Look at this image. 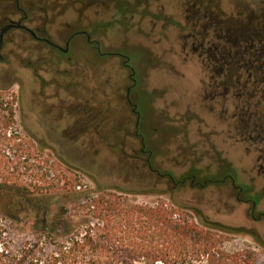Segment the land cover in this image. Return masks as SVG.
Listing matches in <instances>:
<instances>
[{"label": "rangeland", "instance_id": "1", "mask_svg": "<svg viewBox=\"0 0 264 264\" xmlns=\"http://www.w3.org/2000/svg\"><path fill=\"white\" fill-rule=\"evenodd\" d=\"M96 1L89 6L86 0H0V26L20 20L19 7L36 19L32 27L45 28L46 37L63 49L81 32L67 54L47 44L39 46L41 51L32 45L29 50L39 53L31 72L21 31L8 34L2 52L0 87L17 94L18 130L34 146L27 148L39 158L36 164L51 170L48 181L57 187L49 195L48 214L37 208L32 216L47 219L58 241L68 238L67 228L83 230L86 199L59 193L73 183L74 170L99 191H119L149 205L169 201L200 220L237 229L226 249L248 251L264 264V135L241 120L242 112L262 114L264 107L240 93L239 76L217 86L223 78L205 60L181 55L190 32L182 31L184 11L174 6L181 0H166L173 7L166 13L175 10L174 25L168 26L158 0ZM221 1L229 14L264 7V0ZM40 7L51 13L44 22L38 21ZM83 32L110 54L100 56ZM134 81L130 104L127 88ZM252 119L262 122L257 114ZM25 168L21 177L31 182ZM248 200H257V207ZM0 223L9 227L17 245L44 240L39 227L6 221L1 211Z\"/></svg>", "mask_w": 264, "mask_h": 264}, {"label": "trees", "instance_id": "2", "mask_svg": "<svg viewBox=\"0 0 264 264\" xmlns=\"http://www.w3.org/2000/svg\"><path fill=\"white\" fill-rule=\"evenodd\" d=\"M240 75L242 82L245 76ZM262 83L256 86L261 91ZM257 101V107H264L263 96ZM18 104L17 94L0 87V211L6 221L33 223L45 237L17 245L9 227L0 223V264H257L248 251L226 249L229 236L240 232L237 229L200 220L169 201L149 205L119 191H78L77 179L66 181L59 193L86 199L85 226L82 231L67 228L66 240L55 239L49 221L32 216L37 208L48 214L49 195L57 187L48 181L51 170L36 164L39 158L27 148L34 146L18 130ZM256 114L262 122L252 119ZM256 114L242 112L241 120L247 128L254 123L255 131L264 135V112ZM22 167L31 182L22 179ZM165 176L173 180L171 174Z\"/></svg>", "mask_w": 264, "mask_h": 264}, {"label": "flooded vegetation", "instance_id": "3", "mask_svg": "<svg viewBox=\"0 0 264 264\" xmlns=\"http://www.w3.org/2000/svg\"><path fill=\"white\" fill-rule=\"evenodd\" d=\"M16 1L17 3L19 2V0ZM86 1L89 2V6L99 3L98 1L95 2V0ZM104 1L105 0H102V4L105 3ZM155 3L156 5H160V9L164 12L162 16L163 24L167 26L169 24L174 25L173 16L175 15V10L172 9V13H170L173 16L166 13L170 6L173 8L172 3L166 0H158ZM194 3L195 5L193 6L192 4ZM174 6L184 11L186 25L181 26L182 31L185 30L187 32L190 30V32H187L184 41H182L181 55L189 56L192 54L205 60V64L211 72L215 73L217 76H221L224 80H222V82L218 80L217 86H219L220 83H224L228 75L232 82L234 76L241 77L240 74L244 75L245 77L242 82H240V78H238V84L242 87L240 93H244L248 99L252 101H256L260 96L264 98V83H262L263 91L256 88V86L260 84V81L264 80V7L258 10L254 7H249L246 12L240 11L229 14L226 11L229 9L224 6L221 0H181L179 3H174ZM18 9L22 12L21 14H23L20 20L16 21L14 19H9V24L0 26V43L3 41L0 63L5 60L2 52L5 50L6 38L8 34L14 30L21 31L26 38V43L29 45L27 50L31 53V61L27 65V69L30 72L31 70H35L33 67L34 60H32V58L34 59L36 53L41 51L39 47L41 44H47L67 54L69 52L68 47L71 40L78 33H81H75L70 37L67 42V49H63L46 37L45 28L44 31H42L40 28L35 29V27L31 26L36 22L34 16H30L27 11L19 7ZM44 11L45 8L42 7L38 10V12H40V16L38 15V18L40 17V19H38L39 22H44V18L46 16L49 18L51 15V13ZM58 11L57 8L54 9V13H58ZM10 25H15L16 27L7 32L1 39L3 30ZM84 34L90 45L96 43L100 56L104 57L110 54L109 52L101 51L100 43L93 40L91 34ZM211 37H213L214 41L209 40ZM32 45L37 46L36 48L38 51L29 50ZM115 54L119 55L120 58L124 57L121 53ZM234 60H236V62ZM124 65L128 66L127 61L124 62ZM260 72L262 73V77ZM136 86L137 82L134 81L133 86L127 88V100L130 104L133 103L130 99L131 92L133 87L136 88ZM76 87H78V84ZM77 91L78 89L76 88V92ZM74 97L78 100V94H75ZM85 105L87 109L88 103H85ZM137 109L138 105H134V113L139 116L138 126L141 118ZM68 129L69 128H66L63 133H67ZM250 202L253 204L254 208L257 207V203H253V201L248 200L246 203L249 204Z\"/></svg>", "mask_w": 264, "mask_h": 264}, {"label": "built area", "instance_id": "4", "mask_svg": "<svg viewBox=\"0 0 264 264\" xmlns=\"http://www.w3.org/2000/svg\"><path fill=\"white\" fill-rule=\"evenodd\" d=\"M71 174L75 177V179H77L80 183V185H78L77 190L78 191H82V190H87L88 188H92L90 186V181L88 180V178H86L85 175L81 174L78 171H72Z\"/></svg>", "mask_w": 264, "mask_h": 264}, {"label": "water", "instance_id": "5", "mask_svg": "<svg viewBox=\"0 0 264 264\" xmlns=\"http://www.w3.org/2000/svg\"><path fill=\"white\" fill-rule=\"evenodd\" d=\"M14 27H16L15 25H10V26H8V27H6L4 30H3V32H2V34H1V39L3 38V36L7 33V32H9L11 29H13ZM2 47H3V41H1V43H0V58H1V50H2Z\"/></svg>", "mask_w": 264, "mask_h": 264}]
</instances>
